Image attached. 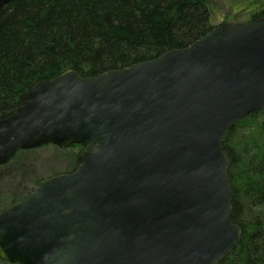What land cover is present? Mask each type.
<instances>
[{
    "label": "water",
    "instance_id": "obj_1",
    "mask_svg": "<svg viewBox=\"0 0 264 264\" xmlns=\"http://www.w3.org/2000/svg\"><path fill=\"white\" fill-rule=\"evenodd\" d=\"M262 109L264 17L95 77L38 81L0 121V166L48 144L84 148L74 172L0 214L1 259L220 264L243 233L223 141Z\"/></svg>",
    "mask_w": 264,
    "mask_h": 264
},
{
    "label": "trees",
    "instance_id": "obj_2",
    "mask_svg": "<svg viewBox=\"0 0 264 264\" xmlns=\"http://www.w3.org/2000/svg\"><path fill=\"white\" fill-rule=\"evenodd\" d=\"M209 1L13 0L0 9V121L40 80L95 77L189 47L214 28ZM261 17L264 8L252 21ZM223 148L243 233L220 264H264V109L231 128Z\"/></svg>",
    "mask_w": 264,
    "mask_h": 264
},
{
    "label": "rangeland",
    "instance_id": "obj_3",
    "mask_svg": "<svg viewBox=\"0 0 264 264\" xmlns=\"http://www.w3.org/2000/svg\"><path fill=\"white\" fill-rule=\"evenodd\" d=\"M208 7L214 27L224 22L247 24L262 11L264 0H210ZM83 148L82 144L64 148L48 144L19 151L7 165L0 167V214L29 197L40 181L74 172ZM0 264L13 263L0 257Z\"/></svg>",
    "mask_w": 264,
    "mask_h": 264
},
{
    "label": "flooded vegetation",
    "instance_id": "obj_4",
    "mask_svg": "<svg viewBox=\"0 0 264 264\" xmlns=\"http://www.w3.org/2000/svg\"><path fill=\"white\" fill-rule=\"evenodd\" d=\"M13 158H14V157H13ZM13 158H12V159H13ZM12 159H11V160H12ZM11 160H10V161H11ZM10 161H9V162H10ZM9 162H8V163H9ZM8 163H7V164H8ZM7 164H5V165H7ZM5 165H1L0 167L5 166ZM20 202H21V201H20ZM4 212H5V211H4ZM2 213H3V212H2ZM2 213H1V214H2ZM15 263L18 264V262H13V264H15Z\"/></svg>",
    "mask_w": 264,
    "mask_h": 264
}]
</instances>
